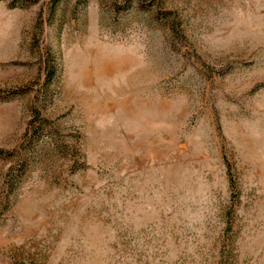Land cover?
<instances>
[{"label":"rangeland","instance_id":"1","mask_svg":"<svg viewBox=\"0 0 264 264\" xmlns=\"http://www.w3.org/2000/svg\"><path fill=\"white\" fill-rule=\"evenodd\" d=\"M0 264H264V0H0Z\"/></svg>","mask_w":264,"mask_h":264}]
</instances>
